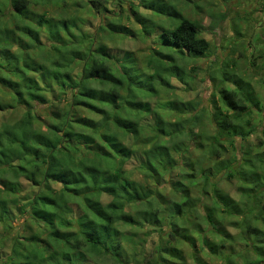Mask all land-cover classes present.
<instances>
[{
  "label": "trees",
  "instance_id": "1",
  "mask_svg": "<svg viewBox=\"0 0 264 264\" xmlns=\"http://www.w3.org/2000/svg\"><path fill=\"white\" fill-rule=\"evenodd\" d=\"M179 1H0V111L17 110L0 120V264H180L185 262L183 244L193 248L195 264H212L202 252L215 255L234 241L227 227L237 228L236 217L264 222V213L260 216L256 209L260 204L264 208V198L244 200L241 188L247 179L243 165L264 166L253 162L247 144H240L239 159L234 144L255 132L261 98L253 83L233 67L220 71L218 98L210 101L215 130L233 149L224 159L218 133L206 135L203 128L195 133L198 112L191 111L189 102L173 98L165 103L178 113L168 121L148 101L158 96V88L148 100L139 99L121 78L129 71L126 62L139 69L146 54L114 49V38L138 34L145 40L156 29L159 44L174 50L151 49L157 63L170 64L157 66L149 60L151 77L173 87L167 73L175 69L172 74L189 84L191 77L183 67L178 71L176 61L183 55L201 57L210 42L201 34L199 19L178 11ZM109 2L114 10L107 7ZM141 6L157 17L177 16L179 22L164 25L139 13ZM202 6L195 5V11ZM88 15L99 20L92 31ZM131 19L138 29L125 23ZM106 20L110 22L102 27ZM233 28L240 35L237 25ZM108 34L110 40H103ZM185 111H191L190 117H180ZM193 135L201 138L198 145ZM205 138L211 140L209 146ZM198 146L204 148L199 161L186 154ZM252 153L264 163V147ZM132 160L137 179L127 165ZM222 176L242 180L237 186L240 199L220 188ZM252 182L254 187L258 183ZM163 184L169 185L170 197L160 190ZM201 220L212 231L202 228ZM245 232L255 236L261 229L246 223ZM153 236L158 242L149 249ZM247 245L256 257L243 264H261L264 245Z\"/></svg>",
  "mask_w": 264,
  "mask_h": 264
},
{
  "label": "rangeland",
  "instance_id": "2",
  "mask_svg": "<svg viewBox=\"0 0 264 264\" xmlns=\"http://www.w3.org/2000/svg\"><path fill=\"white\" fill-rule=\"evenodd\" d=\"M0 1L3 2L4 0ZM183 1L184 0H181L179 1L180 3H177L178 11L184 14V16L186 15V18L188 17L192 19L194 16L199 19L201 24V34L210 42L209 50H207L201 57H194V59H190V57L183 55L182 57L179 56L178 60L176 61L179 66L181 65V67L178 68V71L183 67L182 71H184L185 74L188 73V75L191 77V79H187L189 84H183L176 78V76L172 74L173 72H176L175 69H172L173 72L169 70L167 73L169 78L168 80L173 87H164L159 80L160 78L151 77L152 72L151 69H148L147 65L149 60H153L157 66L162 65V63L170 66V64L164 60L160 61L161 64L160 62L157 63V61H159L158 58L152 52H150L151 49L154 48L153 50L158 51V53H167L169 48V46L163 44V42L159 44L160 42H158V36L155 34L156 29H154L149 37L145 40H142L138 34L132 39L114 38L115 42L111 46L114 49L121 51V49L125 48L131 52L133 51L132 49H134L139 55L143 54L145 56L146 54L145 62H140L139 64L140 71L135 66H132L130 62L125 63L124 66L129 70L127 71V74H123L121 76L125 82V88L132 92V96L146 100H148L147 98H149L150 95H153L151 92L158 88V96H152L148 101L157 107L161 115L168 121H173L176 119L178 117V113L164 107L163 105L165 103L173 98L178 101L189 102L192 108L191 111L193 113L198 112V117L194 122L195 133H197L200 128L205 130L206 135H214L218 133L217 136H219L222 144V147H220V150L222 151V158L224 157V159H227L231 157L233 149L229 144L228 138L220 135V132L215 130L214 126L216 124L214 119L212 120L213 116L211 115L215 109H213L214 107L210 100L211 98H218L217 88L218 81L220 79V71L222 69L229 71L230 68L233 67L236 72L241 71V75H243L246 79H249V82L253 83L259 97L261 98V111L254 114L255 120L253 121V125H255V132L248 136V139L243 141L244 143L236 139L234 144L238 147L236 152L239 159L241 157L240 144H247L251 147L250 149H253L251 150L250 156L253 162L256 163L257 166H264V163H261L259 159H257L258 157H254L252 153L254 151L257 152L264 147V85L261 83V80L264 79V56L262 57V55H260L259 58L253 57L255 53H258L256 52V48L254 50L253 47L256 46L257 48L260 47L264 49V0H229L226 3H221L220 0H186L188 4L186 6L183 5ZM199 4L203 5L202 8L196 9L195 11L196 7L194 8V6ZM107 7L109 9H115V5L112 2H109ZM138 11L139 13L145 14L147 16L150 14L151 16L158 18L156 15H153L151 11L143 8L142 6L138 8ZM122 12V16H125V5H123ZM87 19L88 26L92 31L98 25L99 20L98 18H94L89 15L87 16ZM179 19V17L173 15L169 17L168 20L161 15L157 21L164 22V25H169V22L176 25L179 22ZM154 21L155 19L150 21L149 24H153ZM109 22V20H106V22L102 24V27H107V23ZM125 23L130 24L131 28L133 29H138L140 27V25L136 24L133 19H131L129 22L126 21ZM233 25H237V30L240 31V35L236 34V29L233 28ZM107 31L108 33H111L110 29ZM108 36L109 37L106 39H102L110 40L111 35L108 34ZM42 40H44V38H42ZM172 47L173 46H171L169 50H174ZM241 53H246V57H242ZM235 71H232V73H235ZM145 94L148 95L146 96ZM0 95L2 94L0 93ZM191 111H185L180 117H190ZM16 113V109L4 108L0 111V120L11 118L15 116ZM148 121L151 122L152 120L150 119ZM182 138L184 141L189 139V137L186 138L184 136H182ZM193 139L196 141V145H198L199 141H201V138L198 141L194 135ZM205 140V143H207V146H209L211 140H209V138H205ZM260 140L263 141V145L259 144ZM188 152L189 153L186 152V154L191 159L198 161L203 159L204 148L202 146L195 148L190 147ZM127 165L129 169H132V177L137 179L139 175L138 171L133 169V167L136 166L135 160L129 161ZM245 168H247L245 177L247 179H242V175L239 177L245 181L241 187L244 189L243 192H245V196L243 197L245 198L244 200L249 198L252 201L254 200L253 197H255V195L257 200H263L264 167H255L256 169H254L252 166L245 164L242 166V170ZM241 179L238 181L235 178L227 180L224 176H222L218 184L223 191H228L235 199H240L242 196L238 192L237 186L242 182ZM255 180H257L258 183L255 182L256 184L254 187V183L252 181ZM159 187L161 188L160 190H163V192L166 193V195L169 197L171 196L169 190L170 187L168 184H163L161 186L159 185ZM252 187L254 191H251ZM193 192L194 194L198 195L196 190H193ZM256 209L261 211L259 212L260 216L264 213L263 205L261 207L260 204V206H258ZM198 211L202 212L200 209L197 210V212ZM242 218L243 217H236L234 219L238 222L237 228L230 226L227 227V230L234 235L233 242L224 245L225 247L220 249L215 255L202 252L203 254H201V257L212 264H243L248 258L254 259L256 256L254 257L253 252H250L251 247L247 244L252 241H256L257 243L260 242L264 245V222L260 218L259 220H256V218L253 219V216L243 218L246 220H243ZM182 221L179 220L180 225H183L184 222ZM246 223L254 224L256 227L261 229V232H257L255 236L248 235L245 232ZM201 226L202 228H206L207 230L210 229L212 231V226L203 220H201ZM125 229L128 230V226L125 227ZM207 233H209V231ZM164 235V238H162L163 244H167V234L165 233ZM153 237V239L148 241L150 246L147 248L149 249L158 242L157 237ZM214 239H218V237L215 236ZM180 248L182 249L185 262H178L177 260L175 261L180 264H195L192 261L190 254L193 248L187 244L180 245ZM104 258L105 259L103 261H109L108 258ZM261 264H264V261Z\"/></svg>",
  "mask_w": 264,
  "mask_h": 264
},
{
  "label": "crops",
  "instance_id": "3",
  "mask_svg": "<svg viewBox=\"0 0 264 264\" xmlns=\"http://www.w3.org/2000/svg\"><path fill=\"white\" fill-rule=\"evenodd\" d=\"M160 16H161V15H159L158 18H159ZM158 18H157V19H158ZM165 18H166V17H165ZM167 19H168V18H167ZM255 48H256V52H258V53H255V55H254L253 57H258V58H259L260 55H262V57H263V56H264V54H263V53H264V49H263V48H260V47L257 48L256 46L253 47L254 50H255ZM252 51H253V50H252ZM249 52H250V50H249ZM253 52H254V51H253ZM259 53H260V54H259ZM244 54H246V53H244ZM245 56H246V55H245ZM263 80H264V79H263Z\"/></svg>",
  "mask_w": 264,
  "mask_h": 264
}]
</instances>
